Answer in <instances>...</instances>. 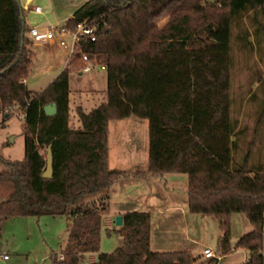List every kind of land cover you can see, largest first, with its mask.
Returning <instances> with one entry per match:
<instances>
[{
  "label": "trees",
  "instance_id": "1",
  "mask_svg": "<svg viewBox=\"0 0 264 264\" xmlns=\"http://www.w3.org/2000/svg\"><path fill=\"white\" fill-rule=\"evenodd\" d=\"M250 12L256 33L264 35V0H90L65 27L76 31L86 23L96 40L83 37L69 67L37 93L25 84L35 57L25 11L19 0H0V113L25 110L24 159L2 160L8 171L0 173V185L11 184L12 192L0 202V237L9 220L63 216L68 240L51 264H87L92 254L98 257L91 264H196L187 251L151 250L149 212L125 213L117 231L123 246L100 253L110 191L124 176L109 166V123L134 118L149 122V168L132 177L187 175L190 213L220 222L218 252H231L230 216L242 213L253 227L238 242L249 254L244 264H263L264 167L250 168L248 156L234 162L239 132L230 86L197 88L191 69V48L201 34L231 56L233 26ZM84 55L105 67L107 103L79 111L82 130L75 131L70 74ZM51 104L57 112L49 117L44 107ZM49 146L53 175L46 179Z\"/></svg>",
  "mask_w": 264,
  "mask_h": 264
},
{
  "label": "rangeland",
  "instance_id": "2",
  "mask_svg": "<svg viewBox=\"0 0 264 264\" xmlns=\"http://www.w3.org/2000/svg\"><path fill=\"white\" fill-rule=\"evenodd\" d=\"M80 1L36 0L33 6H39L41 10H44V13L42 15L33 13L34 15L31 17L35 20H43L46 16H50L48 12H52V7L59 14L71 11ZM22 2L24 3L25 0ZM68 16L72 18L73 15ZM252 17L253 13L250 12L233 26L231 56L225 54L204 34H201L198 37V43L191 48V69L194 85L197 88L230 86L233 101L232 118L237 123V131L239 132V135L234 137V140L238 142V149L234 150L233 159L234 162L241 164L248 156L249 167L255 169L264 167V35L256 33V27L252 25ZM168 19V15L162 17L157 22L158 26L160 28L165 26ZM63 20L56 17L49 21L51 22L50 25L55 26L57 23L64 22ZM261 22L264 24L263 17H261ZM67 40L69 43V38ZM31 50L35 57L27 78V88L39 92L53 75L52 72L48 71V68L52 67V56L57 54L60 60H69L71 47L69 44V47H62V50H59V48L49 49L48 47L36 48L31 46ZM81 64L80 61H77L74 65L79 69L83 67ZM96 68H93L89 73L82 72V76H79V72H73L70 77L71 90L82 92L95 90L104 93L107 89V73L105 71L98 72ZM23 125V118L14 114L7 117L5 113H0V173L8 171L2 160L20 161L25 156ZM145 167L147 165L141 167L140 170H145ZM136 183L123 188V191L117 194L114 200L109 199V205L112 203L115 205L114 209L117 210L120 204H126V201H129L126 199L130 198L132 203L130 210L132 212H148V207L145 206L148 202V192L153 191L156 196L157 189L155 186H149L144 180H139ZM157 184L162 191L167 189L166 195H169L171 199H178L179 202L184 203L186 189H188L187 175L168 174ZM164 184L166 188H164ZM11 192V184L0 185V202L6 200ZM186 209L188 208L186 207ZM111 212L109 209L105 219L109 215L114 216V213ZM188 213L193 218L190 219L194 223L191 228L186 227L187 220H180L181 217H177L178 222L175 226L168 227L166 233L168 238L171 237L175 240L174 243L179 241L182 242V245L179 247H175V245L158 247L154 242L153 251H181L184 250L183 248L190 247L193 249L195 258H198L196 264H209L206 263L207 260L202 254L205 247L218 250V244L222 237L220 222L215 217H203L199 214L190 213L189 209ZM152 214L155 218L157 216L161 220L164 219V216ZM105 219L100 253L110 254L123 246L124 239L117 232L119 227L115 225V222L109 226ZM17 221L11 220L3 225L0 249L1 247L4 248V251L11 249L12 252L16 251V254L21 256L17 257L16 254H11L10 262H5L0 258V264H51L52 255L61 256L63 254L68 240L66 217L31 218L29 220L31 224L28 226L32 230L30 235L27 233L26 225ZM230 223L231 252L221 254L223 257L221 264H244L249 259V254L238 248V242L241 237L250 233L253 227L250 225L247 216L242 213L232 214ZM188 238L192 239L194 243L186 242ZM97 257V254L88 255L87 264L93 263Z\"/></svg>",
  "mask_w": 264,
  "mask_h": 264
},
{
  "label": "crops",
  "instance_id": "3",
  "mask_svg": "<svg viewBox=\"0 0 264 264\" xmlns=\"http://www.w3.org/2000/svg\"><path fill=\"white\" fill-rule=\"evenodd\" d=\"M35 1L36 0H25V2L23 3L22 0H19L21 7L25 11L24 23L28 29L36 28V29L43 30L47 27L48 24L50 26L51 22L49 20L54 19L56 17L57 19L58 18L64 19L63 20L64 22L57 23L55 24V26H58V27L65 26L67 19L70 17L68 15H74V13L80 7H82L84 4H86L90 0H81L77 4V6H75L74 10L67 11V12H61L63 14L61 13L59 14V12L55 10L54 7H52L51 9L52 12L50 11L48 12L50 16H46V18L43 20H35L31 17V15H34V14L42 15L44 13L43 9L41 10L40 13L35 12V9L39 7V6H33ZM27 38L30 42V46H29L30 49H31V46H33L36 48L48 47L49 49L59 48V50H62V46L58 43L59 37H57L56 40L52 42H48V41L36 42L29 35H27ZM51 60H52L51 61L52 67H49L48 71L52 72L53 75L47 81L46 86H44V88H42L37 93L44 91L67 67H69V64L71 62L70 59L64 60V61L60 60L59 55L57 54H54ZM81 65L84 66L85 63H82ZM92 65L94 68L97 67L96 70L98 72L105 71V70L101 71L98 65L94 62H92ZM81 68L73 72H79V76H82L83 73L81 71ZM71 74H70V77H71ZM70 82H71V78H70ZM25 84L28 87V79L25 80ZM33 92H36V91H33ZM106 103H107V89L104 93L96 92L95 90H88V91L82 92V91H77V90L76 91L71 90V85H70V94H69V127L70 129L75 130V131L82 130V123H81V119L79 116V111H83L85 114H89L93 112L94 110L98 109L101 105H104ZM144 165H147V167L144 168L145 170L143 171L140 170L141 167H143ZM109 166H110V169L112 170L120 171L124 173L123 178L119 180L118 183L110 191V199L112 198V200H114L117 194H120L123 191V188L130 186V185L131 186L135 185L137 184L136 182H138L139 180H144V182L148 183L149 186L156 187L157 189L156 192L158 196L157 195L155 196L153 191H151L150 193L148 192V202L145 204V206L147 205L148 207V212L151 214V219H152L151 221V250L153 251L154 242L156 243V245H158V247H168V245H171V246L175 245V247L176 246L179 247L180 245H182V242H179V241L174 243L175 240H173V238L171 237L168 238L166 233H167L168 227L175 226V224L178 222V218L180 217H181L180 220H185V221L187 220L186 221L187 228L189 227L191 228L194 224L190 220L193 218L190 217L188 213V209H186V207L188 208L187 189H186V194H185L186 199L184 200V203L181 201L180 203L178 199L174 200V199H171L169 195H166L167 189L165 191H162L160 186L157 184L159 180L164 179L168 175H165L162 177H155L152 175H148L146 178H143V179L132 177L133 173L147 172L149 168V122L147 120L132 118L128 120L112 121L109 123ZM163 186L164 188H166L165 184ZM126 200H129V201H126L127 202L126 204L124 203L120 204L117 210L114 209L115 205L110 203V211H112L111 213H114V216L111 217V215H109L106 217L105 220L107 221V225L111 226V224L115 222V219L117 216L123 217L125 213L132 212L130 210V207L132 205L131 200L130 198H127ZM152 213H155L156 215L158 214L160 216H164V219L161 220L157 216L155 218L154 214ZM30 219L31 218H16L12 220H18L17 222H20V224L26 225V227L28 228L27 233L30 235L31 233L30 231H32L28 227L31 224L29 223ZM10 221L11 220L7 221V223ZM187 228H186V232H187ZM1 237H2V234H1ZM186 242L194 243L192 239L190 240L189 238L186 239ZM3 249L4 248L2 247L0 249V258L2 259L4 255H8L9 259L7 260L2 259V260L5 262H10L11 261L10 255L16 254V251L12 252L11 249L4 251ZM183 249L184 250H181V251L190 252L195 257V254L192 248L188 247V248H183ZM154 251L160 252L156 250ZM170 252H175V251H170ZM162 253H165V252H162ZM16 256L19 257L21 255L16 254ZM206 263H209V261H206Z\"/></svg>",
  "mask_w": 264,
  "mask_h": 264
},
{
  "label": "built area",
  "instance_id": "4",
  "mask_svg": "<svg viewBox=\"0 0 264 264\" xmlns=\"http://www.w3.org/2000/svg\"><path fill=\"white\" fill-rule=\"evenodd\" d=\"M35 12L40 13L41 8L37 7L35 9ZM29 36L36 42H52L56 40L57 37H59V44L62 47L67 48L70 44V60L74 59V57L78 54L80 49V40L83 37H90L92 42L96 40L93 34V29L86 23H80L77 26L76 31H68L65 26L58 27L53 25H50L43 30L33 28L30 29ZM67 38H69L70 40L69 43ZM83 63H85V65L81 68V71L83 73H89L93 70L94 67L92 65V62L88 59L86 55L83 56ZM98 67L101 71L105 70L104 66L98 65ZM9 111L15 116L25 119V110H18L16 107H14L10 108ZM203 256L207 261H209V263L213 264H221L223 260V257L221 256V253L218 252V250H214L208 247L204 250ZM261 257L263 259L264 264V244L261 251ZM2 259L7 260L9 259V256L4 255Z\"/></svg>",
  "mask_w": 264,
  "mask_h": 264
},
{
  "label": "water",
  "instance_id": "5",
  "mask_svg": "<svg viewBox=\"0 0 264 264\" xmlns=\"http://www.w3.org/2000/svg\"><path fill=\"white\" fill-rule=\"evenodd\" d=\"M45 114L49 117H52L56 114L57 109L55 104L47 105L44 107ZM53 175V154H52V147L49 146L48 148V154H47V168L46 171L43 174V177L46 179L52 178ZM115 225L117 227L123 226V217L117 216L115 219Z\"/></svg>",
  "mask_w": 264,
  "mask_h": 264
}]
</instances>
